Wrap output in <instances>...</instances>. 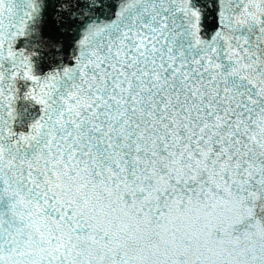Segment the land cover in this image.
<instances>
[{
    "label": "snow or ice",
    "instance_id": "1",
    "mask_svg": "<svg viewBox=\"0 0 264 264\" xmlns=\"http://www.w3.org/2000/svg\"><path fill=\"white\" fill-rule=\"evenodd\" d=\"M0 264H264V0H0Z\"/></svg>",
    "mask_w": 264,
    "mask_h": 264
}]
</instances>
